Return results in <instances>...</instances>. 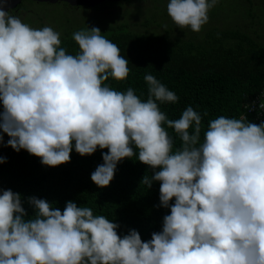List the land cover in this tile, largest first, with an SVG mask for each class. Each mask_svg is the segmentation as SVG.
Instances as JSON below:
<instances>
[{"label":"clouds","instance_id":"clouds-1","mask_svg":"<svg viewBox=\"0 0 264 264\" xmlns=\"http://www.w3.org/2000/svg\"><path fill=\"white\" fill-rule=\"evenodd\" d=\"M218 2L169 0L167 13L177 28L200 32ZM7 3L0 0V145L6 133V146L51 167L70 162L73 148L81 156L107 149L91 174L98 187L138 150L154 172L141 183H160V205L170 214L143 241L72 201L61 211L28 197L34 214L26 219L21 194L0 189V264H264V121L221 115L201 138L202 116L191 106L175 120L161 111L178 97L152 74L144 76L146 101L105 84L131 70L98 27L74 32L79 51L68 54L59 32L22 22ZM165 124L182 142L175 150Z\"/></svg>","mask_w":264,"mask_h":264},{"label":"trees","instance_id":"trees-1","mask_svg":"<svg viewBox=\"0 0 264 264\" xmlns=\"http://www.w3.org/2000/svg\"><path fill=\"white\" fill-rule=\"evenodd\" d=\"M134 1L150 4L141 5L142 13L135 16L128 14L136 10H124L122 20L101 13L97 19L88 17L91 27H98L101 35L119 47L131 70L126 80L109 78L107 86L117 91L132 88L146 101L148 85L144 76L152 74L178 97L175 104H160L161 111L175 120L191 106L202 116L201 138L209 122L221 115L247 117L257 124L264 121V111L259 107L245 108L255 100L264 101V0H219L200 32L177 28L167 13L169 0L105 3L122 8ZM25 2L35 1L21 2L15 16ZM102 6L100 10L107 7ZM257 9L259 14H255ZM74 32L69 29L60 34L61 46L73 55L79 51L72 38ZM164 127L174 138L173 150L179 148L182 142L174 130L167 124ZM8 139L4 133L0 156L6 160L0 163V189L21 194L26 219L34 214L28 202V197L34 196L61 211L68 201L90 207L94 215H104L117 223L121 236L135 229L143 241H148L153 232L162 230L163 217L170 214V208L160 205L158 181H153L150 188L141 183L145 175L150 177L154 172L138 160V150L133 157L118 162L108 186L98 187L91 174L103 163L102 153L107 149L98 148L91 155L81 156L73 148L70 162L51 167L24 149L17 152L6 146Z\"/></svg>","mask_w":264,"mask_h":264},{"label":"rangeland","instance_id":"rangeland-1","mask_svg":"<svg viewBox=\"0 0 264 264\" xmlns=\"http://www.w3.org/2000/svg\"><path fill=\"white\" fill-rule=\"evenodd\" d=\"M101 4L103 6H107L104 7V9H101L102 11L99 9V7H101ZM101 4L97 7L89 9L80 7L76 10H70L67 5H64L62 3L49 4L25 2L24 4H22L25 9L21 8L16 17H19L22 22L27 23L33 28H43L45 26H49L55 31L62 34L65 32V30L68 31L69 29H73V31L76 32L82 29H87L88 27L90 28L91 23L88 20L89 15L95 16L97 19L100 17L97 14L101 13V16L107 15L108 17L122 20L125 18L123 15H121L124 10H136L135 13L131 12L128 14V16H135L137 14L139 15V13H142L141 8L139 7L141 5L150 3L134 1L127 4L125 3L122 8L119 7L120 5L115 6L114 4L105 2L104 4ZM259 13L260 9H257L255 14Z\"/></svg>","mask_w":264,"mask_h":264},{"label":"water","instance_id":"water-1","mask_svg":"<svg viewBox=\"0 0 264 264\" xmlns=\"http://www.w3.org/2000/svg\"><path fill=\"white\" fill-rule=\"evenodd\" d=\"M22 0H8V3L4 5L6 11L15 9ZM36 2L56 3L58 1H64L71 6H86L92 7L104 1H120V0H32Z\"/></svg>","mask_w":264,"mask_h":264},{"label":"flooded vegetation","instance_id":"flooded-vegetation-1","mask_svg":"<svg viewBox=\"0 0 264 264\" xmlns=\"http://www.w3.org/2000/svg\"><path fill=\"white\" fill-rule=\"evenodd\" d=\"M24 1H26V0H22L21 2H24ZM120 1H122V0H120ZM35 2H36V1H35ZM104 2H106V1H104ZM104 2H101V3H104ZM114 2H118V1H114ZM38 3H46V2H38ZM57 3H62V4H64V5H67L68 8H69L70 10H76L77 8H80V7H83V8H87V9H89V8L97 7V6H99V5L101 4V3H99V4H97V5H95V6H92V7H86V6H71V5H69L68 3L64 2V1H58V2L53 3V4H57ZM19 5H20V4H19ZM19 5H18V6H19ZM18 6H17L15 9L10 10V11H9V14L15 16V15H16V12L18 11V8H19Z\"/></svg>","mask_w":264,"mask_h":264},{"label":"built area","instance_id":"built-area-1","mask_svg":"<svg viewBox=\"0 0 264 264\" xmlns=\"http://www.w3.org/2000/svg\"><path fill=\"white\" fill-rule=\"evenodd\" d=\"M253 102H255V103H254V107H255V106H257V107H258V105H259L260 101H258V100H255V101H253ZM253 102H252V103H253ZM261 110H263V111H264V109H261Z\"/></svg>","mask_w":264,"mask_h":264}]
</instances>
